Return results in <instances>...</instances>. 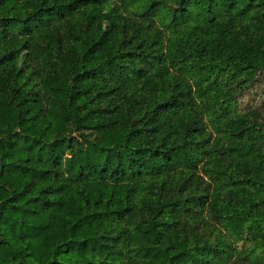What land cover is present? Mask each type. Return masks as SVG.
Returning <instances> with one entry per match:
<instances>
[{
	"label": "trees",
	"instance_id": "trees-1",
	"mask_svg": "<svg viewBox=\"0 0 264 264\" xmlns=\"http://www.w3.org/2000/svg\"><path fill=\"white\" fill-rule=\"evenodd\" d=\"M263 73L264 0H0V264H264Z\"/></svg>",
	"mask_w": 264,
	"mask_h": 264
},
{
	"label": "rangeland",
	"instance_id": "rangeland-1",
	"mask_svg": "<svg viewBox=\"0 0 264 264\" xmlns=\"http://www.w3.org/2000/svg\"><path fill=\"white\" fill-rule=\"evenodd\" d=\"M256 85L251 86L239 100V110H246L250 107H264V73ZM235 260V259H234Z\"/></svg>",
	"mask_w": 264,
	"mask_h": 264
}]
</instances>
